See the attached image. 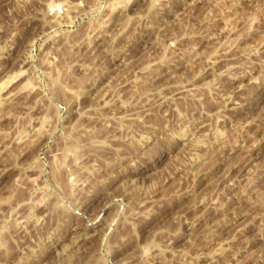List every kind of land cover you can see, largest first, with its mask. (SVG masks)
Returning <instances> with one entry per match:
<instances>
[{
  "label": "rangeland",
  "instance_id": "obj_1",
  "mask_svg": "<svg viewBox=\"0 0 264 264\" xmlns=\"http://www.w3.org/2000/svg\"><path fill=\"white\" fill-rule=\"evenodd\" d=\"M0 264H264V0H0Z\"/></svg>",
  "mask_w": 264,
  "mask_h": 264
}]
</instances>
